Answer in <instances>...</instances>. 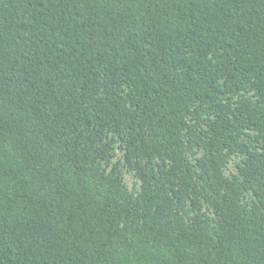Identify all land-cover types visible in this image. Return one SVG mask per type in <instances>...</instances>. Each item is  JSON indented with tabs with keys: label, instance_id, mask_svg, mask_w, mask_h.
I'll use <instances>...</instances> for the list:
<instances>
[{
	"label": "trees",
	"instance_id": "trees-1",
	"mask_svg": "<svg viewBox=\"0 0 264 264\" xmlns=\"http://www.w3.org/2000/svg\"><path fill=\"white\" fill-rule=\"evenodd\" d=\"M0 264H264V0H0Z\"/></svg>",
	"mask_w": 264,
	"mask_h": 264
}]
</instances>
